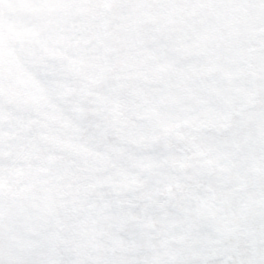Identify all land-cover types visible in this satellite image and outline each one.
Masks as SVG:
<instances>
[{"label":"snow or ice","instance_id":"6c2138e0","mask_svg":"<svg viewBox=\"0 0 264 264\" xmlns=\"http://www.w3.org/2000/svg\"><path fill=\"white\" fill-rule=\"evenodd\" d=\"M0 264H264V0H0Z\"/></svg>","mask_w":264,"mask_h":264}]
</instances>
